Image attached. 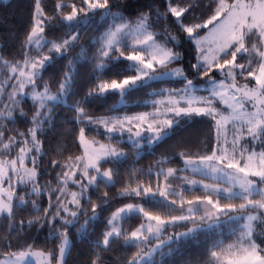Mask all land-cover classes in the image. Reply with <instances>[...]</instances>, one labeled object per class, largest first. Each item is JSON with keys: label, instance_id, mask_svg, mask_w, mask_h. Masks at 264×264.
Returning a JSON list of instances; mask_svg holds the SVG:
<instances>
[{"label": "snow or ice", "instance_id": "6c2138e0", "mask_svg": "<svg viewBox=\"0 0 264 264\" xmlns=\"http://www.w3.org/2000/svg\"><path fill=\"white\" fill-rule=\"evenodd\" d=\"M204 7L210 13L206 19L194 15L190 0H165L163 12L154 4H144L135 9V18L129 19L125 12L133 10V5L125 0H55L51 15L43 0H34L20 44L22 59L8 60L0 55V92L11 89L10 105L0 110V119L11 121L15 108L26 96L34 106L30 127L25 131L6 129L0 124V219L8 222V236L0 241V264H67L68 226L79 225L77 231L87 236L88 226L99 218L97 210L110 206L107 192L98 197L99 204L89 193L117 183L114 177L119 175L118 165L126 158L118 147L123 134L127 132L132 147L139 149L144 139L142 130L151 133L147 141L152 144L170 136L182 121L195 117L212 122V147L204 154L180 152L183 168H164L166 160L158 161L157 171H148L150 178L155 177V187L151 180L145 186L135 179L134 170L119 195L139 202L123 204L111 212L102 238L92 244L95 258L91 264H104L101 253L121 240L125 248L137 249L125 264H164L174 244L195 240L200 233L213 234L206 264H264V241L257 243L254 237V222H264V0H208ZM94 22L107 26L94 40L93 54L89 57L81 47L76 57H69L79 43L81 31ZM160 22L164 27L156 30ZM172 26L183 37L171 31ZM59 28L66 30L64 36L49 39L48 33ZM185 43L194 50L189 72L182 66L170 67L185 59L186 53L176 50ZM61 57L68 63L57 90L52 92L48 83L37 82ZM79 60L91 63L94 76L84 96L67 104L75 113L73 119L79 125L76 139L83 152L51 160L55 187L52 181L42 185V175L49 173L41 162V157L47 155L41 136L45 125L54 122L56 107L66 104L70 94L75 96L74 71ZM122 61L127 64L116 75L123 78L105 79L106 71ZM170 78H178L183 87L155 93L164 99L152 101V112L94 117L87 110L90 102L109 93L119 95L123 103L127 93L137 87ZM39 87L43 91H38ZM202 91L207 95L199 94ZM115 110L114 106L111 111ZM20 114L25 115L22 110ZM86 129L106 136L109 142L89 140ZM57 153L62 155L59 150ZM105 164L113 167L105 168ZM184 171L214 183L178 175ZM195 190L203 195L185 198V191ZM45 194L48 206L42 208L40 199ZM29 205L35 215L17 223V212ZM157 208L167 211L154 212ZM177 211L179 215L172 214ZM133 217L140 222L129 230L125 225ZM25 223L29 228L47 224L48 236L60 241L56 250L45 251L34 243L13 248L12 233H22ZM177 226L186 230L165 235L170 227ZM225 226L230 229L229 238L234 237L229 243L223 238L215 239L216 235L224 236Z\"/></svg>", "mask_w": 264, "mask_h": 264}, {"label": "trees", "instance_id": "16d2710c", "mask_svg": "<svg viewBox=\"0 0 264 264\" xmlns=\"http://www.w3.org/2000/svg\"><path fill=\"white\" fill-rule=\"evenodd\" d=\"M126 3L133 5V10L126 11L125 16L129 19H134L137 15L136 8L144 4H154L160 9L161 12L165 9V0H125ZM184 3L189 2V0H183ZM194 6V15L201 16L202 19H206L210 14L204 7L208 3V0H190ZM55 0H43V6H45L46 11L49 15L52 14L54 8ZM34 8V0H7L0 3V55H3L5 59H22L20 44L24 39V35L28 29L30 17L32 10ZM141 11H147L146 8H140ZM115 11V9H114ZM190 19V18H189ZM99 21V17L96 18ZM188 22V21H186ZM55 23V22H53ZM107 25L103 22L92 23L87 28L81 31L80 40L77 47L70 51L69 57H76L80 52L81 47L87 50V55L90 57L95 48L93 47L94 40L97 38L104 30ZM164 27L163 22L157 25L156 30H162ZM65 29L59 28L55 32H49V39H57L64 36ZM171 31L183 37V33L178 32L175 26L171 27ZM203 34V32L201 33ZM162 39V38H161ZM172 45L169 44V47ZM177 51L185 52V59L176 64H182L186 72H189V62H194L192 57L194 56L193 46L185 43L182 47L177 48ZM68 63L67 58H57L54 66H50L47 71L43 73V80L38 81V84L44 82L48 83L52 92H55L58 88L60 79L63 76V72L66 70ZM127 62L122 61L118 64L112 65V67L106 71L105 79H122V76H117L116 73L120 72ZM173 64V65H176ZM171 65V66H173ZM127 75V73H125ZM218 76V74H216ZM190 79L195 78L189 74ZM3 79V74L0 73V80ZM94 76L91 69V63L87 60H79L75 64L74 71V92L75 96L71 94L66 98L67 103L61 104L56 107L53 113V123L45 125L44 132L41 139L44 142V152L47 155L41 157V162L44 167L48 168L47 175H42L40 183L43 185L48 181H52V187H55V171L50 166L51 160H62L68 156H77L83 152V148L79 145L76 139L79 131V125L76 124L73 117L75 113L67 107V104H71L74 99H81L85 92L90 86ZM199 82V81H195ZM182 82L179 79H165L149 81L147 84L137 87L136 89L127 93L124 97L125 103L120 104L121 98L119 95L114 93H109L103 98L95 99L90 102L86 107L90 115L94 117L100 116H123L125 114H132L137 112H148L153 108L152 101L157 100V98H163L162 96L155 95V93L160 92L161 89H179L182 88ZM43 90L42 87H39ZM11 91L10 88L7 91L0 92V110H3L5 104L10 105L8 100V92ZM115 106V111H111ZM21 110L25 115L21 116ZM34 112L33 102L30 96H26L18 108H15L13 112V117L11 121L0 119V124H2L6 129H17L19 131H25L30 127L29 121ZM104 129L101 128L100 132ZM11 134V133H9ZM124 139L118 145L126 153V158L118 165L119 175L115 176L114 179L117 181L115 186H110L104 188L101 186L99 192L89 194L92 200L96 203H100L98 197L103 196L104 192L108 193V198L110 200V206L105 207L103 211L98 209L100 212L98 220L91 223L87 228V236H81L77 231V226H68V235L71 238L70 244V255L67 256V264H91V260L95 258L92 244L99 238H102V233L106 227V220L111 215V212L115 211L116 208L121 207L126 203H136L138 200H131L128 198H121L120 191L128 184L129 177L133 175L135 170V179L144 182L145 186H148L149 181L153 187L156 186L155 177H149L148 171L151 168L153 173L157 171V162L164 159L166 162L162 165L164 168H183V161L179 157L180 152L196 154H204L208 149L212 147L213 144V132H212V122L203 117H195L191 121H182L181 126L173 130L172 134L165 137L159 142L149 144L147 138H144L145 142L143 146L139 149L133 148L132 144ZM86 136L89 140L95 138L101 143H108L106 136L97 135L95 130L86 129ZM114 143V141H113ZM259 149V147H257ZM59 150L61 154L57 153ZM260 150V149H259ZM139 153V154H137ZM105 168L113 167L111 164H105ZM59 169H56L58 171ZM183 174L195 175L201 177L200 175L193 174L190 171L180 172L179 176ZM179 184L180 181H176ZM135 187V184H132ZM187 189V188H185ZM198 189V188H197ZM186 199H193L194 196H202L203 193L199 190L192 192H184ZM215 199V197H213ZM257 199L259 197H256ZM55 201V196H53V202ZM223 203V202H222ZM235 203H240V201H235ZM40 206H48V196L45 194L40 199ZM154 212H166L167 209H153ZM173 215H178L179 212H173ZM35 215L32 211L31 206H26V210H20L16 214V222L31 219ZM83 217L80 223L83 224ZM139 218L133 217L125 225L129 230L134 229L139 224ZM8 222L7 220L0 219V241L8 236L7 231ZM255 233L257 243L264 241V222L256 221L254 222ZM185 228L177 226V230H183ZM185 231V230H184ZM49 226L45 224L43 227L35 225L32 228L24 225V231L17 235L12 233L11 243L13 248L17 246L24 245L26 243H34L37 248H43L44 250L55 251L57 245L60 243L59 239L55 236L49 237ZM230 229L228 226L223 228L224 236H215V239H225L226 243L231 242L229 238ZM213 242L212 233H200L195 240H188L181 245H173L172 251L164 257V264H206L207 260V249L211 247ZM137 249L135 247L125 248L123 246V241L121 240L118 244H113L111 249L107 252L101 253L103 257L104 264H125L127 258H130ZM164 251L168 253V249L165 248ZM156 259H160L159 256Z\"/></svg>", "mask_w": 264, "mask_h": 264}, {"label": "rangeland", "instance_id": "374dc122", "mask_svg": "<svg viewBox=\"0 0 264 264\" xmlns=\"http://www.w3.org/2000/svg\"><path fill=\"white\" fill-rule=\"evenodd\" d=\"M5 1H7V0H0V3L1 2H5ZM242 62V61H241ZM183 67V65L182 64H176V65H173V66H170L171 68H175V67ZM216 78L217 79H220V76H219V74H218V76H216ZM171 79H177V78H171ZM198 83V86H201V87H203V85L202 84H200V82H197ZM240 83L242 84V83H244V81L241 79L240 80ZM27 91V90H26ZM38 91H43V90H40L39 88H38ZM199 94H201V95H207V92H205V91H202V92H200ZM162 99H164V97L163 98H157V100H162ZM123 103H125V100H123ZM123 103H121V101H120V104H123ZM220 107H224L223 105H219ZM152 111H154V109H151L150 111H148V112H152ZM138 113H143V112H137V113H132V114H125V115H128V116H133V115H136V114H138ZM124 116V115H123ZM144 128H146V125L144 126ZM136 129L134 128V131H135ZM124 134H126V136H125V140H127L128 141V139H127V137H128V133L127 132H125ZM151 135V133H149V132H147L146 130H142V136L144 137V138H147L148 136H150ZM128 142H130V141H128ZM145 142V140L144 139H142L141 140V147L143 146V143ZM131 143V142H130ZM257 151H259V149L257 148ZM27 163V162H26ZM28 167H31V164L29 163L28 164ZM191 172V171H190ZM192 173V172H191ZM194 174V173H193ZM178 175H179V173H178ZM197 175H199V174H197ZM182 176H188L190 179H195V180H201V179H203L204 180V182L205 183H214V181H212V180H210V179H205V178H203V177H198V176H195V175H187V174H183ZM176 184V183H175ZM222 186H226V185H222ZM189 186L188 185H184V188H188ZM199 186H197V188H198ZM169 199H172V197H169ZM214 199V198H213ZM178 203H179V201H178ZM180 214V213H179ZM178 214V215H179ZM255 227V226H254ZM184 230H186V229H183V230H177V227H170L169 229H168V231H167V233H165V235H168V234H171V233H173V232H183ZM68 237H69V240H70V244H71V238H70V236L68 235ZM45 251H47V250H45Z\"/></svg>", "mask_w": 264, "mask_h": 264}]
</instances>
